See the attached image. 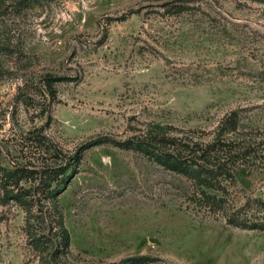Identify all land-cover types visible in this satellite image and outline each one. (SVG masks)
<instances>
[{"label": "rangeland", "instance_id": "obj_1", "mask_svg": "<svg viewBox=\"0 0 264 264\" xmlns=\"http://www.w3.org/2000/svg\"><path fill=\"white\" fill-rule=\"evenodd\" d=\"M161 129L237 144L221 207L119 146ZM233 213L264 225V0H0V264H264Z\"/></svg>", "mask_w": 264, "mask_h": 264}, {"label": "trees", "instance_id": "obj_2", "mask_svg": "<svg viewBox=\"0 0 264 264\" xmlns=\"http://www.w3.org/2000/svg\"><path fill=\"white\" fill-rule=\"evenodd\" d=\"M58 81L63 80L61 78H57L55 82ZM236 117V114H231V116H229L225 120L224 124L228 125V128L234 129L236 125ZM165 130L166 129H161L158 133H155L153 135L151 134L149 138H144L143 140L122 142L119 144V146L125 150H135L137 152L149 155L164 169L192 179L194 181L195 188L202 195V198L205 197L208 201H212L211 206L215 209L221 207L222 204H224L226 201L223 199L216 200L215 198H212V196H207L202 188L211 189L215 187V184H217L218 189H223L224 191V188H222L220 181H222L221 179L223 177H228V175H230V172L228 171H230L231 168H228L226 164H230L231 160L221 162L217 160L216 156L212 157L211 152L216 148V151H221V154L228 155L233 152L232 148L237 144H225L222 141H217V143L215 142L212 145H208L206 148H201L197 144L190 148L186 145H182V142L180 140H177L176 138H170L169 134L166 133ZM234 158L238 159L237 156H234ZM70 165L71 164H69V166L63 168L59 172L61 176H67V178L64 180L65 183L68 182V180L72 177V174L77 170L75 167L72 173L68 176L67 173L70 169ZM230 166H232V164H230ZM58 193L60 194L61 192ZM258 206L263 207L262 204H259ZM257 212L259 213V211ZM236 213L231 214V216L227 218V222L229 225L236 226L242 229L264 231L263 224L259 222L251 223L246 219H236ZM257 219L259 218H256V220ZM63 231L65 247H68L70 237L67 230ZM141 263L142 259L128 258L121 261L120 263L110 264Z\"/></svg>", "mask_w": 264, "mask_h": 264}]
</instances>
